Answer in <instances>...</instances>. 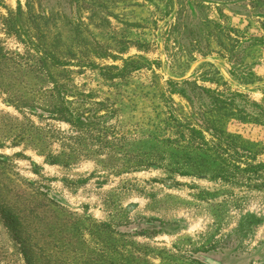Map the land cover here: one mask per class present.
Returning <instances> with one entry per match:
<instances>
[{"label": "rangeland", "instance_id": "obj_1", "mask_svg": "<svg viewBox=\"0 0 264 264\" xmlns=\"http://www.w3.org/2000/svg\"><path fill=\"white\" fill-rule=\"evenodd\" d=\"M101 1L106 9L95 13L108 24L98 27L93 16L90 30L102 42L128 40L114 54L142 64L112 81L96 70L77 75L114 106L104 126L92 130L104 134L86 140V155L82 150L51 164L31 142L28 119L76 132L19 113L6 84L11 71L0 72V201L18 215L39 264H264V171L251 166L264 159V150L255 154L264 147V124L224 120L238 153L198 147L179 137L168 113L171 108L177 119H190V105L177 93L168 99L165 84L195 79L206 88L244 93L264 108V0ZM4 5L0 15L16 0ZM92 13L77 11L85 22ZM23 50L0 21L1 54ZM238 142L251 154L242 158ZM60 149L56 143L52 151ZM144 157L159 164L134 163ZM198 163L201 170L193 166ZM0 264H24L1 218Z\"/></svg>", "mask_w": 264, "mask_h": 264}, {"label": "trees", "instance_id": "obj_2", "mask_svg": "<svg viewBox=\"0 0 264 264\" xmlns=\"http://www.w3.org/2000/svg\"><path fill=\"white\" fill-rule=\"evenodd\" d=\"M4 6V0H0V7ZM103 6L101 0H24V3L16 0L15 8H6V13L0 15L5 33L12 35L24 48L23 53H16L14 56L12 54L9 58L0 52V72L4 74L7 68L12 75L11 80L7 79L6 83L7 86L12 85V94L17 98L12 105L24 116L29 115L40 121L48 120L56 124L64 123L71 131L76 132L66 135L62 130L50 126V123L40 126L27 118L32 126L30 130L34 132L31 142L51 164L59 163L63 156L74 158L82 150L86 155V140L93 138L97 141L104 134L102 130H97L98 134L93 135L92 130L104 126L102 124L106 118L114 115V106L110 99L102 98L94 89L78 83L77 75L85 70H96L103 80L112 81L129 76L142 64L134 57L122 58L114 54L117 49L119 54L122 53L128 40L113 38L116 42L114 46L113 41L102 42L90 30L93 16L102 23L98 27L107 26L105 16L95 13V10L103 12L106 9ZM97 7L100 9L97 10ZM84 9L93 10L87 17L88 22L77 15V11ZM62 31L68 34L62 36ZM164 48L167 52L171 51L167 43ZM110 58L119 59L121 63L96 62L97 59ZM3 74H0V80L4 79ZM29 77H33V88L28 87ZM165 84L169 93L168 99L170 94L177 93L190 105V119L186 116L177 119L170 107L168 113L169 118L175 120L179 137L197 142L198 147H206L218 155L222 153L221 150L230 148L238 153L233 137L225 132L224 120L235 118L241 123L251 121L264 124L263 106L251 101L244 93L206 88L198 85L195 79L169 78ZM164 100L167 102L165 96ZM38 133H42L40 137H37ZM205 135L210 136L211 140H207ZM67 140H70L69 143ZM56 143L61 149L53 153V145ZM237 144L242 158L251 154L246 146L240 142ZM65 148L70 149V152H66ZM263 150L264 147H258L255 154ZM157 162V159L150 157L134 160L139 166L158 165ZM200 165L198 163L193 166L201 170L198 168ZM251 166L253 171H264V159L257 163L255 161ZM0 218L18 246L24 264H39L18 215L1 201ZM101 225L105 228L111 227L105 223Z\"/></svg>", "mask_w": 264, "mask_h": 264}, {"label": "water", "instance_id": "obj_3", "mask_svg": "<svg viewBox=\"0 0 264 264\" xmlns=\"http://www.w3.org/2000/svg\"><path fill=\"white\" fill-rule=\"evenodd\" d=\"M208 59H211V58H208Z\"/></svg>", "mask_w": 264, "mask_h": 264}]
</instances>
